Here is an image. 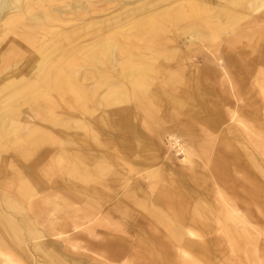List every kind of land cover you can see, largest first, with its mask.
<instances>
[{
    "label": "bare ground",
    "instance_id": "1",
    "mask_svg": "<svg viewBox=\"0 0 264 264\" xmlns=\"http://www.w3.org/2000/svg\"><path fill=\"white\" fill-rule=\"evenodd\" d=\"M261 214L264 0H0V264H264Z\"/></svg>",
    "mask_w": 264,
    "mask_h": 264
},
{
    "label": "rangeland",
    "instance_id": "2",
    "mask_svg": "<svg viewBox=\"0 0 264 264\" xmlns=\"http://www.w3.org/2000/svg\"><path fill=\"white\" fill-rule=\"evenodd\" d=\"M180 45H181V49L184 50L183 44L180 43ZM196 52L193 53L196 54ZM173 153L176 154L174 151ZM175 156L178 158V160H180L183 157L182 154H178ZM175 164L178 165L177 161L175 162ZM207 186H210V184H207ZM261 228H264V214H261ZM259 242L262 251L264 247V236H261ZM211 256H212V262L210 264H231L226 259V255L223 252L215 251ZM241 258H242L241 259L242 264H261V252L260 253L248 252V254H244V255L241 254ZM123 261L125 262L127 261L126 264H135L134 258H131V255L129 256V258L128 257L123 258Z\"/></svg>",
    "mask_w": 264,
    "mask_h": 264
}]
</instances>
